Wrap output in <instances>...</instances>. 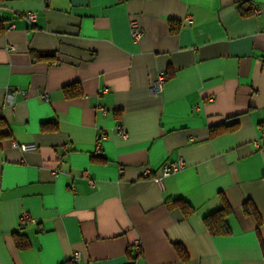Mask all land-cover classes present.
Instances as JSON below:
<instances>
[{"label":"crops","instance_id":"crops-1","mask_svg":"<svg viewBox=\"0 0 264 264\" xmlns=\"http://www.w3.org/2000/svg\"><path fill=\"white\" fill-rule=\"evenodd\" d=\"M0 117V264H264V0H0Z\"/></svg>","mask_w":264,"mask_h":264},{"label":"trees","instance_id":"trees-1","mask_svg":"<svg viewBox=\"0 0 264 264\" xmlns=\"http://www.w3.org/2000/svg\"><path fill=\"white\" fill-rule=\"evenodd\" d=\"M170 29H171V31H175L177 29V27L174 25H171ZM34 54L37 58L50 57V55L47 53H34ZM9 135H10L9 127L6 124L5 120L2 117H0V139L4 138V137H8ZM170 204L171 205L172 204L180 205L182 207L184 213H189L192 211V207L189 206L181 198L175 199V200L169 202V206H170ZM244 210H245V212L255 214L258 217L257 211L255 210V208L252 205H248V203H245ZM230 211H231L230 206L228 205V203L226 201H224L223 205L220 209L204 216L203 221L205 223V226L209 230V232H211L213 234H219V235L228 234L229 233V227L227 225L226 218H227L228 214L230 213ZM17 244L19 246L25 245V240L23 239V237L18 236ZM174 247H175L176 251L179 253V255L182 257V259H184V260L187 259V253L181 244L175 243Z\"/></svg>","mask_w":264,"mask_h":264},{"label":"built area","instance_id":"built-area-1","mask_svg":"<svg viewBox=\"0 0 264 264\" xmlns=\"http://www.w3.org/2000/svg\"><path fill=\"white\" fill-rule=\"evenodd\" d=\"M258 11L259 10H256V12H258ZM25 17L28 20V22L32 24V23H34L36 21L37 13L28 12L25 15ZM130 34H131V37H132L133 41H135V42L139 41L142 38V36H143V30L138 25V23L136 22L135 19H131L130 20ZM9 48L13 49L12 46H10ZM166 78H167V76H166L165 73H163V72L159 73L157 75L156 79L151 83L150 90L152 92H154L155 94H159L162 91L163 84H164ZM11 95L12 94L10 93L9 96H11ZM43 95H44V97L46 99L48 98V95H47L46 92ZM120 133H121L122 136H125L124 130H120ZM13 145H16V143H13ZM19 147L22 150H28V149H34L36 146H35L34 143H31V144H21ZM183 166H184V163H183V161L181 159H178L177 161H172V162L165 163V164H163L160 167V174L158 176L154 177V180L156 182L160 183L164 176L178 171ZM149 174H150V170L148 168L143 170V175L144 176H148ZM85 175H86V173H85ZM89 182L91 184H93V180L92 179H89ZM19 219H20L21 222H23V221L29 220V217L27 216L26 213L23 212V213L20 214ZM79 258H80V253L79 252H75L74 255H73V260H78Z\"/></svg>","mask_w":264,"mask_h":264}]
</instances>
